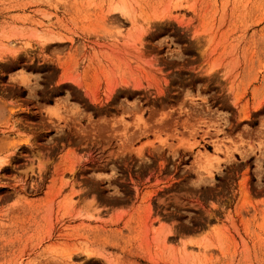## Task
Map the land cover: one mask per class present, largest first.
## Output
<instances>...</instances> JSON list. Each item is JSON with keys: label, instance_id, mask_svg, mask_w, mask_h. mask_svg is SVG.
I'll return each instance as SVG.
<instances>
[{"label": "rangeland", "instance_id": "rangeland-1", "mask_svg": "<svg viewBox=\"0 0 264 264\" xmlns=\"http://www.w3.org/2000/svg\"><path fill=\"white\" fill-rule=\"evenodd\" d=\"M0 264H264V0H0Z\"/></svg>", "mask_w": 264, "mask_h": 264}]
</instances>
